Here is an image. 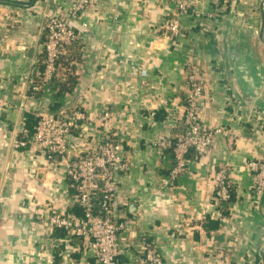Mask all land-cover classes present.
<instances>
[{
  "label": "crops",
  "instance_id": "obj_1",
  "mask_svg": "<svg viewBox=\"0 0 264 264\" xmlns=\"http://www.w3.org/2000/svg\"><path fill=\"white\" fill-rule=\"evenodd\" d=\"M195 2L200 12L212 7L211 0ZM70 3L0 0V264H98L84 238L35 215L36 209L79 213L65 167L36 146L12 144L15 127L31 125L37 110L59 106H78L93 117L71 129L69 154L105 134L122 143L129 168L118 176L113 201L115 219L128 223L119 232L122 262H131L146 238L167 264H263L264 192L255 194L245 162L264 160V0H228L205 33L199 15L181 12L177 36L164 27L174 12L169 0H90L71 20L79 34L72 89L56 95L48 83L34 90L42 12ZM189 64L206 78L200 118L236 135L230 143L217 134L209 154L191 150L185 170L161 187L174 159L170 147L155 142L181 129ZM104 109L109 126L97 119ZM226 162L232 196L228 215L219 219L213 174ZM206 216L218 225H203Z\"/></svg>",
  "mask_w": 264,
  "mask_h": 264
},
{
  "label": "built area",
  "instance_id": "obj_2",
  "mask_svg": "<svg viewBox=\"0 0 264 264\" xmlns=\"http://www.w3.org/2000/svg\"><path fill=\"white\" fill-rule=\"evenodd\" d=\"M174 5V12L164 25L172 35L181 33V12L199 15L198 26L201 32L211 30L210 20L215 18L228 0H211L212 7L200 12L195 0H169ZM90 0H71L68 7H59L56 13L44 10L40 22V31L44 35L42 41L43 57L34 67L30 76V87L41 90L52 80L57 70L59 56L66 46L78 39V31L71 20L76 21ZM81 27L86 28L84 22ZM185 84L188 94L185 101L184 129L171 141L161 136L155 144L170 147L173 164L162 178L160 186L173 184L177 176L187 166V154L193 150L200 154L212 152L216 135L224 133L230 143L236 133L221 126L209 124L200 118L201 100L204 96L206 78L195 64L187 65ZM36 122L32 132L24 126L15 127L12 144L16 148L36 146L50 160L65 167V172L74 188L80 213H46L36 209L37 218L45 221L52 229L60 228L65 234L84 238L92 249L98 264H167L161 251L148 239L140 241L139 251L131 262L120 260L119 232L128 225L127 219H115L114 196L118 185L120 172L129 168L128 159L122 155V143L110 134L103 135L98 142L84 152L69 154V135L71 129L79 121H91L78 106L60 107L58 110L44 108L34 112ZM97 119L104 125L111 124L108 110H102ZM245 165L254 175V192L261 195L264 192V160L249 159ZM213 197L219 212V219L227 216L228 203L232 195V182L228 174V163L221 164L213 174ZM225 264H237L226 262Z\"/></svg>",
  "mask_w": 264,
  "mask_h": 264
},
{
  "label": "trees",
  "instance_id": "obj_3",
  "mask_svg": "<svg viewBox=\"0 0 264 264\" xmlns=\"http://www.w3.org/2000/svg\"><path fill=\"white\" fill-rule=\"evenodd\" d=\"M77 41H78V39H75L71 44H69L68 46H66L67 52L65 54L64 53L61 54L59 56V58H58V61H57V70L54 73V75L52 76V80L50 82L51 87L55 89V92L54 93L56 95L62 94L65 91H69L70 89H72L73 84H74V82L76 80V75H75V73L73 71V67L70 65V60L72 59L73 45ZM42 55H43V52H42ZM42 55L39 57L38 62H37V63H39V65H40L41 59L43 57ZM58 68H60V69L62 68L61 69L62 71H60V73H62V74H60V73L57 74ZM56 86H57V88H55ZM60 107L61 106L57 107V109H54V110L56 111ZM51 110H53V109H51ZM33 117H34V115H33ZM28 118H29V115L26 116V120ZM35 122H36V117H34V120H32L31 123L32 124L33 123L35 124ZM23 124H24V127H26L29 130V132H32L33 131L34 124H33V127H32V124L30 125L29 123H27V121L25 123H23ZM183 129H184V119L182 118L181 129H180V131H178V133H180ZM178 133H176L175 136ZM175 136L171 137V141H173L175 139ZM77 206L79 207L78 210H79V213H80L81 207H80L79 204H77ZM202 222H203L202 223L203 225L208 226V227H211V226H217L219 221H218L217 218H214V217L211 218L209 216H206L205 219ZM56 229H59L60 231H62V233H65L60 228H56Z\"/></svg>",
  "mask_w": 264,
  "mask_h": 264
},
{
  "label": "water",
  "instance_id": "obj_4",
  "mask_svg": "<svg viewBox=\"0 0 264 264\" xmlns=\"http://www.w3.org/2000/svg\"><path fill=\"white\" fill-rule=\"evenodd\" d=\"M261 253H262V261H263V264H264V248L261 249Z\"/></svg>",
  "mask_w": 264,
  "mask_h": 264
}]
</instances>
